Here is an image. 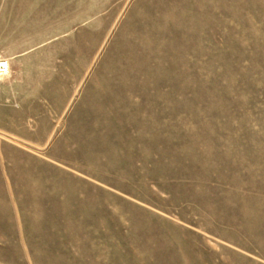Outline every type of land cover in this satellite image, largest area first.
I'll return each mask as SVG.
<instances>
[{
  "label": "rangeland",
  "instance_id": "374dc122",
  "mask_svg": "<svg viewBox=\"0 0 264 264\" xmlns=\"http://www.w3.org/2000/svg\"><path fill=\"white\" fill-rule=\"evenodd\" d=\"M0 264H264V0H0Z\"/></svg>",
  "mask_w": 264,
  "mask_h": 264
},
{
  "label": "built area",
  "instance_id": "2783aa9c",
  "mask_svg": "<svg viewBox=\"0 0 264 264\" xmlns=\"http://www.w3.org/2000/svg\"><path fill=\"white\" fill-rule=\"evenodd\" d=\"M10 72V62L7 58L0 57V81H2Z\"/></svg>",
  "mask_w": 264,
  "mask_h": 264
}]
</instances>
